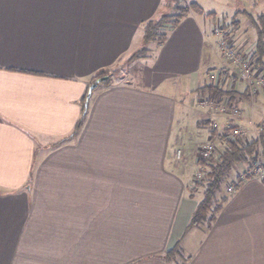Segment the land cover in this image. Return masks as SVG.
<instances>
[{
    "label": "crops",
    "instance_id": "obj_1",
    "mask_svg": "<svg viewBox=\"0 0 264 264\" xmlns=\"http://www.w3.org/2000/svg\"><path fill=\"white\" fill-rule=\"evenodd\" d=\"M166 2L0 0V264H264L258 176L233 178L214 224L186 230L199 148L226 143L229 122L259 125L264 89L252 98L233 76L213 33L228 20L198 10L129 60ZM237 20L236 43L253 52L257 22L243 40ZM123 63L131 77L111 83L107 70ZM212 72L240 116L200 103ZM188 129L198 139L184 152ZM177 245L187 256L168 260Z\"/></svg>",
    "mask_w": 264,
    "mask_h": 264
},
{
    "label": "trees",
    "instance_id": "obj_2",
    "mask_svg": "<svg viewBox=\"0 0 264 264\" xmlns=\"http://www.w3.org/2000/svg\"><path fill=\"white\" fill-rule=\"evenodd\" d=\"M172 8L173 10L175 9L177 13H164L159 19H153L146 24L144 31L145 46L134 53L129 60L145 56L148 51L147 43H150L152 41H163L167 36V31L173 29L183 17L189 14L191 10L200 9L196 2H190L185 6L174 5L172 6ZM263 17L257 24V44L250 56L251 63L256 68H264ZM231 23L234 26L232 25L231 28L229 26L226 27L229 31H233L239 25L237 16H234L232 18ZM101 73V77L107 76L104 75V71H101ZM106 82L108 83L109 81ZM201 89L202 92L207 93L209 98L216 104L221 103L223 98L227 97L229 102H231L230 104L234 105L232 102L234 92L231 90L223 89L222 83L219 80L204 85L203 87H201ZM258 126L264 130V119L259 123ZM80 127L81 123H79L75 131H73L74 135L79 132L78 130L80 129ZM257 143V139H252L247 144L240 143L238 140L226 141L227 145L224 147L223 152L210 157V162H201V165L207 166L209 168L208 171H206L205 177L203 179L205 183L203 197L199 201L186 230H189L193 227H200L204 223H206L207 228H210L214 224L219 212L223 207V204L227 201V197L224 196L221 198V202H216L217 191L220 189L223 180L225 179L226 175L233 169L235 164L250 160L255 150L257 149ZM240 182L241 181L237 180L235 183V187H238L240 185ZM178 255H180L179 245L165 253V257L168 260H172Z\"/></svg>",
    "mask_w": 264,
    "mask_h": 264
},
{
    "label": "built area",
    "instance_id": "obj_3",
    "mask_svg": "<svg viewBox=\"0 0 264 264\" xmlns=\"http://www.w3.org/2000/svg\"><path fill=\"white\" fill-rule=\"evenodd\" d=\"M213 33L218 36V46L222 51L225 59L229 60L233 65L237 66V70L233 72V76H237L239 79L246 83L248 92L252 98L256 97L262 89H264V74L257 72L256 67L251 63L250 58L245 53H241V49L236 43L234 32L229 31L221 21H218L213 27ZM211 81L217 80V74L212 72L209 74ZM228 87V86H227ZM225 86L224 89L227 88ZM202 105H208L211 108L217 109V111L223 115H233L238 117L241 115L239 106L230 104L227 97H224L221 103H214L208 95L200 100ZM219 122L213 121L212 128H218ZM249 131H253L254 135H250ZM222 135L226 141L238 140L240 143L247 144L252 139H257L259 147L255 150L253 156L248 162L247 168L238 174V179L243 180L248 174L258 176L264 181V161H263V146L262 137L264 136V130L258 125L252 124V128L248 129L239 125H235L233 122H229L223 129ZM216 145L213 141H208L203 144L198 151V156L203 161L210 159L215 153ZM180 154V152H179ZM262 155V156H261ZM205 167H202L200 171L196 173V181L204 179ZM237 181V180H236ZM235 184L232 182L227 190L229 193L235 190Z\"/></svg>",
    "mask_w": 264,
    "mask_h": 264
},
{
    "label": "rangeland",
    "instance_id": "obj_4",
    "mask_svg": "<svg viewBox=\"0 0 264 264\" xmlns=\"http://www.w3.org/2000/svg\"><path fill=\"white\" fill-rule=\"evenodd\" d=\"M190 2H197L198 6L200 8L198 10L202 11L205 15L207 14L209 21H213V18H215L218 15L224 16V18L226 20H228L227 21L228 23L227 22H225V23L229 24L227 26H229L230 28L233 25L231 23L232 18L234 16H237L238 19L241 20V26H240L241 34L240 35H243V40H245V39L248 40L252 37V34L250 32V31H252V26H253L252 21L254 20L258 24L262 18L261 16H258V14L260 15L262 12H264V4L260 5V4H258L259 3L258 2L257 3L258 5L254 6L253 1H248V0H167V2L165 3V5L167 4V6H165V8H163V11H164V13H171V14H173L174 12L177 13V11H175V9L173 10L172 6H174V5L185 6V5H188ZM253 17L255 19H253ZM254 21H253V23H254ZM231 32H233V31H231ZM242 47H244V45L241 46V48L239 47L241 49V53H245L247 55V57L250 58V56L252 54V50H250L249 48H246L243 50ZM138 65H139V62H136V64L135 63L132 64V66L130 67V70H134L136 67H138ZM130 70H129V67L127 68V66H125V64L123 63L121 65L117 64L114 67L109 68L107 70V73L111 76V83H115V82L120 81L121 78L122 79L123 78L124 79L130 78L131 77L130 76ZM101 74L102 73L99 72L97 75V78H99ZM207 132L209 133V131H207ZM196 133H197V131H189V129H188V131H182L181 143H183V144L179 147L184 149V152L185 151L191 152V147L193 145L195 146V142L198 139V137L196 136ZM213 142L216 145V151L212 156L220 154L221 152H223L226 143H220L219 144L215 141H213ZM257 147H259V142L257 143ZM192 149H194V148H192ZM177 160H179V161L183 160V156L181 157V159H177ZM263 161H264V152H263ZM205 162H210V159L206 160ZM246 162L248 163V161H246ZM246 165H248V164H245L244 162L237 163V164H235L233 169L226 175L225 179L223 180V182L220 186V189L216 193V197H217L216 202H221V198L224 196L227 197L228 186L232 183V180H234L233 178H235V177L237 178L238 174L241 173L242 171H244V169L246 168ZM208 169L209 168L206 166L205 171H208ZM196 172L197 171H195V173ZM195 177H196V175H195ZM204 177H205V175H204ZM195 183L197 186H194L195 187L194 190L196 191L197 196L199 198L200 197L202 198L203 192H204V185H205L204 180H200V181L198 180ZM200 228H202L203 231L207 230L206 223L202 224V226H200ZM179 248H180V252L182 251L181 253H183V255L187 256V253L185 252V250L182 248L181 245H179ZM178 256H176V257H178Z\"/></svg>",
    "mask_w": 264,
    "mask_h": 264
}]
</instances>
